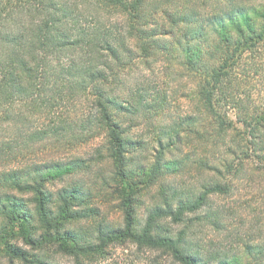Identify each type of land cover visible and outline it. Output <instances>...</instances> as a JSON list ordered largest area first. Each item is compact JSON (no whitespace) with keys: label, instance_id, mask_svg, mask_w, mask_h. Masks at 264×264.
I'll return each instance as SVG.
<instances>
[{"label":"trees","instance_id":"obj_1","mask_svg":"<svg viewBox=\"0 0 264 264\" xmlns=\"http://www.w3.org/2000/svg\"><path fill=\"white\" fill-rule=\"evenodd\" d=\"M155 64L184 86L185 115L171 124L153 121L168 93L133 76L138 68L152 76ZM257 78L264 0H0V251L8 264H100L123 246L156 253L152 264H264V236L230 247L202 236L227 232L235 213L215 198L231 196L238 179H264V102L246 89ZM72 104L87 105L65 114ZM35 115L48 123L23 133ZM137 121L154 129L149 165L133 163L149 149L132 132ZM48 137L103 143L94 158L23 166ZM182 147L185 156L173 157ZM102 162L113 168L102 187L116 185L120 226L101 219L96 192L75 180ZM184 166L185 175L213 177L198 188L166 181ZM160 182V202L140 220L138 186Z\"/></svg>","mask_w":264,"mask_h":264},{"label":"rangeland","instance_id":"obj_2","mask_svg":"<svg viewBox=\"0 0 264 264\" xmlns=\"http://www.w3.org/2000/svg\"><path fill=\"white\" fill-rule=\"evenodd\" d=\"M139 70L141 69L138 68V71L134 72L133 76H135L136 73L137 76L140 74L147 78H153L158 88L163 92L168 93L167 96L170 100L169 107L160 115L155 116L153 121L156 124H171L178 116H184L185 98L183 97V83L172 81L167 76L163 66L160 64H155L153 66L154 73L152 76H149V73L147 72L142 73ZM246 89L257 95L259 92L260 96L258 97L257 103L264 102L263 78H257L255 81L249 82ZM86 105L87 104L67 105L63 112L67 114L66 112L70 113L72 109L83 110ZM234 114L235 113H231L232 117ZM47 120H45L44 117L33 116L28 123L25 122L23 124V133H32L38 128H43L44 123H48ZM137 124L139 126L133 127L132 132L135 135H140L147 142L146 146L149 149H142L134 153L132 155L133 163L137 164L145 162V164L149 165L152 162L153 155H155L157 151L156 145L152 147L149 145L151 142L150 138L152 137V134H154V129L152 127H147L144 122L137 121ZM102 143L103 137H99L90 140L86 144L72 147L67 145L65 139L58 142L55 138L51 139V137H48L43 142L38 141V143L32 145L30 148L31 150L26 151L30 154H26V152L23 151V153L26 154V158L23 159V166L43 164L52 160L69 162L75 157H82L85 159L94 158L97 153L96 150L102 145ZM32 151H34V153H32ZM172 154L173 157L178 156L183 158L185 156V147H182V150L179 149L174 151ZM17 166L19 165L14 164L7 169L15 168ZM97 167L94 168L90 175H79L75 177V180L81 178V180H84L87 185L93 188V194L96 192V195H93L91 198V204L99 210L101 219L104 218L110 224L120 226L123 224L124 214L120 207V200L117 199L116 194H112L116 185L109 183V188L102 187V181L111 178L113 168L109 162L99 163V166ZM212 177V172L198 175L197 172L193 171V173L185 175L184 166L182 171L172 175V177L168 178L166 181L181 189H184L185 186L186 188H198L205 180H209ZM247 178L249 179V176H247ZM72 180L73 178H69L63 182H55L50 188L54 191H58ZM224 181L225 180H223V182ZM161 184L163 183L160 182V184L151 188H146L142 185L138 186L141 188V195L139 197L140 202L137 207V214L140 220H144L150 208L160 202L158 197ZM234 184V191L231 196L214 199L217 206H227L228 208L235 210V213L232 214L228 220V231L221 234L206 232V235L202 233L203 238H207V241L212 239L215 241L216 245L219 244L221 247H230V245L236 240L244 242L249 241V239L254 240L260 236H264V225L262 226L257 222L259 217H264V179L258 178L257 182L251 183H249L248 180L238 179ZM84 225L87 224L84 223ZM229 233L232 234V237H228ZM110 254L111 259L100 264H152V260L157 256L156 253L139 251L134 246L114 247L111 249ZM60 262L61 264H72L68 259H60ZM0 264H8V260L4 258L2 251H0ZM164 264L170 263L165 260Z\"/></svg>","mask_w":264,"mask_h":264}]
</instances>
